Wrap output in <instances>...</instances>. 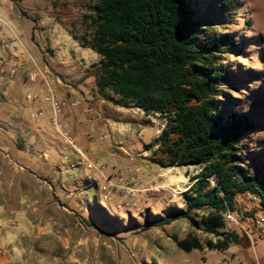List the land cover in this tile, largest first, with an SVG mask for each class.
Returning <instances> with one entry per match:
<instances>
[{
  "label": "rangeland",
  "instance_id": "1",
  "mask_svg": "<svg viewBox=\"0 0 264 264\" xmlns=\"http://www.w3.org/2000/svg\"><path fill=\"white\" fill-rule=\"evenodd\" d=\"M8 3L9 16L21 21L27 43L37 55L28 58V74L35 66L46 68L51 77L65 76L63 71L75 72L72 80L83 85L87 95V71H94L99 57H88L87 53L93 51L81 47L74 37L88 34L83 15L91 11L92 2ZM191 5L201 21L199 39L220 40L226 35L235 46L227 49L221 45L215 52V65L232 74L230 80L219 86L216 106L223 115L246 114L252 122L238 139L241 166L264 179V0H193ZM67 41L68 59L56 61L52 56ZM162 117L155 119L160 122ZM145 120V125H151ZM9 123V116L0 112V264H224L221 251L203 247L185 252L176 247L175 240L188 233L202 242L216 238L191 227L183 218L140 229L146 213L165 215L170 206L183 207L182 195L148 194L130 200L132 204L118 206L100 198L102 208L92 206L89 211L85 173L78 167H85L83 158L70 151L63 141L56 146L52 140L28 141L19 133L9 136ZM154 130L153 126L140 129L130 141L133 153L140 152L144 148L141 143L158 134ZM53 148H57L58 154L53 155ZM148 150L149 163L169 169L167 177L182 176L175 174L176 170L181 171L185 186L199 170L195 165H166L159 144ZM57 168L61 171L57 172ZM164 182L167 184L168 178ZM226 229L239 235V243H255L253 248H247L248 256L253 262L257 258L264 261V221H243Z\"/></svg>",
  "mask_w": 264,
  "mask_h": 264
},
{
  "label": "trees",
  "instance_id": "2",
  "mask_svg": "<svg viewBox=\"0 0 264 264\" xmlns=\"http://www.w3.org/2000/svg\"><path fill=\"white\" fill-rule=\"evenodd\" d=\"M90 1L92 9L83 15L88 34L73 37L99 57L92 72L97 92L114 104L163 114L164 127L144 149L159 144L166 165L199 168L182 193L183 207L170 206L165 215L146 213L140 229L183 218L216 238L202 242L188 233L175 240L182 251L238 243L223 213L243 192L256 195L264 211V179L241 166L237 143L252 122L246 114L223 115L216 106L219 86L232 74L215 65V52L221 45L235 46L226 35L198 38L201 21L193 0Z\"/></svg>",
  "mask_w": 264,
  "mask_h": 264
},
{
  "label": "crops",
  "instance_id": "3",
  "mask_svg": "<svg viewBox=\"0 0 264 264\" xmlns=\"http://www.w3.org/2000/svg\"><path fill=\"white\" fill-rule=\"evenodd\" d=\"M10 9L11 4L8 3V0H0V112L9 116L10 123L8 125L13 128L11 129L7 125V133L9 136L19 133L28 141L52 140L56 146L60 145L62 140L52 130L48 110L36 118L28 116L29 112L37 107L24 101V92L39 87V84L26 79L28 72L31 71L28 58L29 56L37 58V55L27 43L21 21L9 16ZM69 49L70 42L67 41L61 50L55 51L56 53L52 57L56 61L64 60L68 57ZM95 55L97 54L93 52L87 53V56L92 59ZM63 73H67L66 77L55 75L60 80L59 84H55L57 94L65 99L77 98L80 100V104L77 106L65 107L62 111L67 119L68 130L75 145L87 160V164L91 163V167H86V162L81 159L85 167L83 164L78 166L82 167L85 173L88 210L91 211L92 206L100 207V198L106 202L120 204V194L114 189L109 190L110 197L106 198L103 189L106 179L118 183L135 176L141 185L158 180L167 181V169L155 162L147 161L150 153L148 149L143 148L140 152H132L135 149L131 146V139L143 126L152 127V125H145L143 111L130 104L127 106L114 104L99 94L94 84L93 73L90 71H87V95L85 87L72 80L76 77L75 72L63 71ZM154 133H156L155 130ZM146 143L148 142H142L141 145ZM10 146L13 147L12 144ZM42 151L44 152V150ZM51 151L55 155L57 148H53ZM24 154L29 156L26 151ZM42 155L45 154L42 153ZM59 171L61 170L57 168V172ZM175 172V174L179 173L183 176L181 171L176 170ZM185 183L186 179L182 185ZM145 195L148 194L136 193L131 200L139 199ZM162 195L167 196L166 193ZM254 244L238 242L218 251L224 253V264H264L263 260L257 258V262H253L249 258L247 248Z\"/></svg>",
  "mask_w": 264,
  "mask_h": 264
},
{
  "label": "built area",
  "instance_id": "4",
  "mask_svg": "<svg viewBox=\"0 0 264 264\" xmlns=\"http://www.w3.org/2000/svg\"><path fill=\"white\" fill-rule=\"evenodd\" d=\"M27 79L29 82L39 84L37 89H30L24 92V101L37 108L29 112L28 116L30 118H36L44 111L48 110L50 112L49 122L51 124L53 132L58 136L65 145L73 153L81 156L86 162V167H91V163L87 164V160L79 152L77 146L75 145L72 136L68 130L67 119L63 115V109L65 107H73L80 104L79 99H65L59 96L55 90V84H59L60 80L57 76H49L46 68H38L35 66L30 74H28ZM145 118L149 120L151 125L155 128V132L159 133L166 123V118L163 114L158 112H148L144 113ZM157 116H163L162 121L157 122L155 119ZM103 168V167H102ZM166 172H170L167 169ZM190 186L183 185L182 188L167 185L163 180H158L150 182L146 185H141L138 178L133 176L128 180L123 182L113 183L109 179L105 180L103 189L105 190V196L109 199V190L114 189L120 194V205L122 204H132L131 198L136 193H146V194H163L166 193L169 197H180L182 193L187 190ZM223 220L225 223V228L230 225H240L243 221L253 220L256 223L264 221V211L261 210L258 197L256 195L250 194L248 192H243L236 194L231 201V209L226 210L223 213ZM258 232V231H257ZM260 235V234H259ZM261 236V235H260Z\"/></svg>",
  "mask_w": 264,
  "mask_h": 264
},
{
  "label": "bare ground",
  "instance_id": "5",
  "mask_svg": "<svg viewBox=\"0 0 264 264\" xmlns=\"http://www.w3.org/2000/svg\"><path fill=\"white\" fill-rule=\"evenodd\" d=\"M168 178H169V181L167 185L175 184L179 188H181L183 186L182 184H184L185 182V179L182 176L168 175Z\"/></svg>",
  "mask_w": 264,
  "mask_h": 264
}]
</instances>
